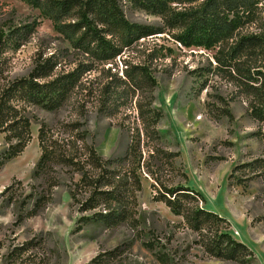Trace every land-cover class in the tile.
<instances>
[{"label":"rangeland","instance_id":"374dc122","mask_svg":"<svg viewBox=\"0 0 264 264\" xmlns=\"http://www.w3.org/2000/svg\"><path fill=\"white\" fill-rule=\"evenodd\" d=\"M121 3L128 21L162 25L158 15L126 0ZM74 21L71 17L64 20ZM176 32L166 29L139 38L123 46L112 60H100L57 30L37 7L24 0H0V36L6 39L0 48V85L29 76L46 59L55 62L47 79L76 70L80 74L59 108L26 106L32 140L0 168V264H91L98 255L108 257L106 264H239L205 256L195 242L196 233L184 225L182 216L155 200L159 187L153 188L155 181L146 167L140 172L139 233L126 223L108 226L94 219L80 220L94 211L80 212V203L71 198L69 191L79 178L76 166L58 163H52L48 172L58 180L50 203L16 224L17 215L31 207L29 194L36 196L47 186V175L34 176L41 154V123L54 148L66 149L78 160L85 150L76 130H84L86 142L104 158L125 154L130 131L121 124H138L136 98L122 99L118 112L105 116L99 112L100 94L104 84L121 76L126 66L136 64L148 67L156 80L153 104L164 114L157 125L159 145L179 152L172 167L164 159L152 157L150 143L142 140V164H149L169 187L181 183L197 190L203 197L201 204L225 217L232 236L254 252L253 263L264 264V175L247 167L235 169L263 154L264 144L255 133L259 123L249 115V97L230 79L228 66L216 60L218 47L185 46L175 39ZM255 32L264 34V1L235 34ZM86 66L90 70L83 71ZM226 109L232 119L225 115ZM4 148V133L0 132V155ZM24 201L26 209L21 207ZM116 248L115 255L108 254ZM156 254H163L165 262Z\"/></svg>","mask_w":264,"mask_h":264},{"label":"trees","instance_id":"16d2710c","mask_svg":"<svg viewBox=\"0 0 264 264\" xmlns=\"http://www.w3.org/2000/svg\"><path fill=\"white\" fill-rule=\"evenodd\" d=\"M24 1L40 9L54 22L57 30L67 34L84 52L100 60H112L120 54L123 46L166 29L177 31L175 39L185 46H217L216 60L228 66L230 79L239 91L249 97L248 112L259 123L255 133L264 144V34H235L264 0H126L135 8L158 15L162 19L161 26L128 21L122 9V0ZM68 17L76 21L64 22ZM5 42L4 36H0V48ZM54 63L46 59L29 76L0 85V132L4 133L5 141L0 168L20 155L32 140L31 117L26 114V106L39 105L47 110H55L77 84L79 70L47 79ZM84 70L90 69L86 66ZM151 72L145 65H128L121 76H114L101 90L99 112L105 116H114L122 99L136 98L134 110L138 124H121L130 131V142L123 156L104 158L92 144L86 142L85 131L76 130V137L85 150L83 158L78 160L66 149L56 150L48 141L44 123H41L38 131L41 154L34 176L47 175V186L36 196L29 194L33 201L31 207L17 215L16 224L35 216L50 203L58 180L48 172L52 163H58L76 166L74 169L79 178L69 191L71 198L80 203V212L94 211L91 215H82L80 220L94 219L108 226L126 223L139 233L137 208L138 192L142 190L140 172L142 167H146V172L154 178L153 188L159 187L155 200L163 201L173 214L182 216L184 225L196 233L195 242L202 247L206 257L255 264L254 252L232 236L225 217L201 204L203 197L197 190L181 183L169 187L155 175L149 164H142V140L150 143L152 157L164 159L172 167H175V158L179 157L178 151L171 152L159 145L157 125L164 114L153 104L156 80ZM40 78L46 80L39 82ZM224 113L232 119L230 110L226 109ZM75 129H79V126H75ZM241 167L264 175V149L261 156L237 165L235 169ZM182 173L187 177V173ZM78 194L82 197L78 198ZM21 204L26 209L27 202ZM144 244L152 248L148 242ZM116 251L117 248L108 254L115 255ZM156 255L161 262H165L163 254ZM104 256H96L91 264H106L108 257Z\"/></svg>","mask_w":264,"mask_h":264}]
</instances>
